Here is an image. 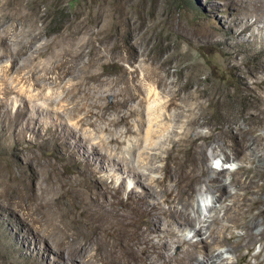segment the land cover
Masks as SVG:
<instances>
[{"label": "rangeland", "instance_id": "rangeland-1", "mask_svg": "<svg viewBox=\"0 0 264 264\" xmlns=\"http://www.w3.org/2000/svg\"><path fill=\"white\" fill-rule=\"evenodd\" d=\"M235 1L0 0V245L3 250H0V261L9 264V256H21V262L32 264L30 258L27 260L26 255L15 248L22 238L18 227L14 226L18 221L30 223L35 228L37 238L45 242L51 241L53 245L64 238V233L86 230L83 224L73 223L68 226L66 222L61 221L55 207L56 201L60 200L66 210L78 208L80 195L65 193L62 185L66 181L67 187L73 183L81 194L98 190V184L106 177L103 170L104 150L112 152L113 156H108L111 160L118 161L120 156H124L131 160V166L137 164L134 156H138L143 150L145 142L137 150L128 149L119 153V146L109 141L124 138L125 144L131 146L133 138L126 139L122 134L125 127L112 125L110 122L122 115L118 102L122 88L133 82L130 77L139 74L135 79L136 83L140 81L146 89L157 84L154 87L158 88L163 96L168 95L162 90L163 87L156 83L154 76L145 77L144 68L162 65L159 67V73H166L163 76L168 78L169 82L178 79H181L182 83L192 81V89L207 91L208 95L201 101L204 108L206 106L204 118L211 120V124L201 127V131L207 132L226 118H238L240 114L242 116L238 118L239 126L248 127L244 122L243 113H256L261 105L263 106L257 99L260 94L264 98L262 87L254 84L255 77L246 75L248 71L257 70L258 65L264 64V37L254 48L248 46L250 38L246 34L242 35L244 43L237 45L232 41L231 49L223 43H220L219 47H212L207 42H215L216 39L224 41L237 30L221 23L222 18L227 16V5ZM207 35L216 37L210 39ZM226 52H240L236 56L237 63L242 68L239 75L235 74L233 69L225 67L228 56ZM73 53H78L79 56L72 58ZM65 57L72 59L71 68H58L57 61ZM89 72L99 73V80L85 81V73ZM41 74L55 79L57 86L48 85L44 89H38L40 84L51 83L49 80L39 79ZM80 80L82 85L85 83L84 87H89L87 91L90 96L79 95L78 102L71 101L63 89L81 82ZM40 90L41 94L33 99L28 98L29 94L36 95ZM160 99L153 97L150 103L157 106ZM75 104L81 111L73 108ZM131 104L134 105V102H129V106ZM40 105L55 109L43 110ZM22 107L26 109L20 118L19 110ZM84 113H91L94 124L85 125L82 129L70 128V123H77ZM144 116L148 119V113ZM32 117L33 124H28ZM46 127L56 128L61 135L67 133L69 142L73 141L85 150L98 146L94 152L97 155L94 157V164L91 165L93 155L68 158V151H59L60 144L57 141H43L42 133ZM260 131L264 132V129ZM209 153H212L211 150ZM226 157H232L231 150L220 151L213 164L216 161L217 167H221ZM232 159L225 162L228 172L241 164L240 161ZM33 179L39 190H46L44 195L39 197L40 201L50 204L52 208L46 212L31 208V211L26 210L24 213L17 206V210L22 214L17 220V217H13L15 214L9 215L10 203L16 198L17 191ZM107 179L112 180L110 177ZM126 180L129 188L135 185L132 177ZM230 181L231 177L227 176L225 182ZM260 182H264V178ZM195 194L200 197L199 202H196L200 212L192 211V215L198 216L201 213V219L206 220L218 209H210L217 194H208L200 187ZM234 216L235 211L231 212L229 217L223 218V224L233 225ZM35 218L41 221H34ZM231 231L236 234L245 232L240 227H233L225 232L229 235ZM185 237L195 244L202 239L200 235L196 236L194 226ZM82 246V250L86 251L85 256L89 255V249L85 244ZM182 251V245L177 243L169 254L179 257L183 255ZM243 253H251L249 263L258 264L259 260L252 255L264 253V236L256 242L253 250L245 248ZM233 258L228 259L233 263L227 261V264L248 263L245 258L238 259L234 254ZM71 260L83 264L84 256L77 254Z\"/></svg>", "mask_w": 264, "mask_h": 264}, {"label": "bare ground", "instance_id": "bare-ground-1", "mask_svg": "<svg viewBox=\"0 0 264 264\" xmlns=\"http://www.w3.org/2000/svg\"><path fill=\"white\" fill-rule=\"evenodd\" d=\"M226 15L221 23L237 30L224 41H221L222 39L220 41L216 39L215 42L207 41L209 46L219 47V44L223 43L231 49L232 41L237 45L243 44L242 35L246 34L250 38L247 42L248 46L254 48L264 37V0H236L227 5ZM215 37L216 35H211L210 39ZM226 53L228 56L224 63L225 67L229 70L233 69L235 74L239 75L242 68L238 65L236 56L240 52ZM77 55L78 53H73L72 58ZM71 61L70 57H65L57 61V67L69 68ZM159 67L158 65H154L153 68L143 67L144 75L154 76L156 83L159 87H163L162 90L168 95L163 96L162 92L154 87L157 84L146 89L140 81L136 83L135 79L139 74L130 77V81L133 82L125 87L123 85L121 99L118 102L122 115L110 122L112 125L125 127L122 134L127 137L126 139L133 138L131 146L125 144L124 138L109 141L119 146V153L128 149L137 150L145 142L143 150L140 149L142 151L138 156H134L137 164L131 166V160L124 156H120L118 161L111 160L108 156H113L112 152L104 150L103 170L106 172V177L98 184L97 191L81 194L73 183H70V187L66 185L68 181L62 185L65 193L73 192L80 195V201L75 210H66L60 200L56 201L55 207L58 209L59 219L68 226L73 223L83 224L86 230L64 233V238L53 245L51 241L45 242L37 238L35 228L30 223L18 221L14 224L22 237L15 248L23 252L27 260L30 258L32 264H77L71 260L77 254L84 256L83 264H207V262L227 264V261L233 258V254L238 259L245 258L247 262L252 252L244 254L243 250L245 248L253 250L256 242L263 238L264 182L261 183L260 180L264 178V132L260 130L264 129V98L260 96L261 94L257 96L263 106L261 105L256 113L246 115L243 113L244 122L248 127L239 126L238 118L242 116L240 114L238 118H226L216 127L203 132L200 128L211 124V120L204 118L206 106L204 108L201 101L208 95L207 91L192 89V81L182 83V80L178 79L169 82L168 78L163 76L166 73L162 72L163 75L159 73ZM85 74V78L83 76L85 81H98L100 78V74L96 72ZM258 75L260 76L256 77ZM246 76L255 77L254 84L262 87L264 91V64L258 65L257 70L248 71ZM39 79L49 80L51 83L40 84L38 89L58 84L55 79L45 74H41ZM80 81L63 89L71 101L78 102L79 95L90 96L89 87H84L85 83L82 85V80ZM39 94L41 90L36 95L29 94L28 98L33 99ZM153 97L161 98L157 106L150 103ZM80 98L82 99L81 96ZM129 102H134V105L132 103L129 106ZM25 104L27 106V103ZM77 106L75 104L73 108L81 111ZM25 107L19 110L20 118ZM39 107L43 110L55 109L49 106ZM145 113H148V119L145 118ZM91 118V113H84L77 123H70L69 126L74 129H82L85 125L92 126L94 122ZM32 121L33 117L28 124H33ZM62 134L56 128L46 127L42 133L43 141H57L61 145H58L59 151H68V158L76 155H93L91 165L94 164V157L97 156L94 152L97 151L98 146L85 150L75 142H69L67 133ZM227 149L231 150L232 157H226L222 166L217 167L218 162L215 161L216 165L213 164V160L217 159L215 156ZM209 150L212 153H209ZM231 159L238 160L241 164L228 172L225 162ZM227 176L231 177L230 183L225 182ZM128 177H132L135 181L132 188L128 186L126 180ZM34 179L18 190L16 198L10 203L9 215L15 214L13 217H17V220L22 217L17 206L24 213L26 210L31 211V208L43 212L52 208L50 204L40 201L39 197H42L46 190L43 188L39 190L33 183ZM199 187L208 194H217L210 209L214 207L218 209L214 210L216 212L206 220L201 219V213L198 216L192 215V211L200 212L199 205L196 204L200 197L195 194ZM233 211H235L233 225L223 224L225 221L223 218L229 217ZM34 221L40 222L41 219L35 218ZM64 225L66 226L65 223ZM193 226L196 236L200 235L202 238L197 244L185 237ZM233 227H240L245 232L236 234L231 231L229 235L226 234L225 231ZM177 243L182 245L183 255L174 257L169 252ZM83 244L89 249V255L85 256L86 251L82 250ZM0 250H2L1 245ZM224 254H232V256ZM263 254L257 253L252 257L259 260L258 264H264ZM19 257L21 256L16 258L9 256L7 262L25 264ZM0 264L4 262L0 261ZM247 264H250L249 261Z\"/></svg>", "mask_w": 264, "mask_h": 264}]
</instances>
